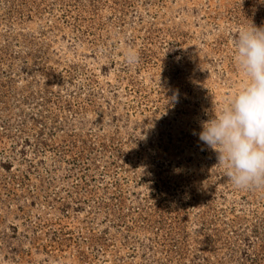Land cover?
Returning a JSON list of instances; mask_svg holds the SVG:
<instances>
[{
	"label": "rangeland",
	"instance_id": "rangeland-1",
	"mask_svg": "<svg viewBox=\"0 0 264 264\" xmlns=\"http://www.w3.org/2000/svg\"><path fill=\"white\" fill-rule=\"evenodd\" d=\"M252 25L264 0H0V264H264V188L198 138Z\"/></svg>",
	"mask_w": 264,
	"mask_h": 264
},
{
	"label": "clouds",
	"instance_id": "clouds-1",
	"mask_svg": "<svg viewBox=\"0 0 264 264\" xmlns=\"http://www.w3.org/2000/svg\"><path fill=\"white\" fill-rule=\"evenodd\" d=\"M234 60L244 87L222 112L201 122L198 138L217 154V165L226 168L235 188H264V26L238 32ZM136 61L130 53L128 62Z\"/></svg>",
	"mask_w": 264,
	"mask_h": 264
}]
</instances>
